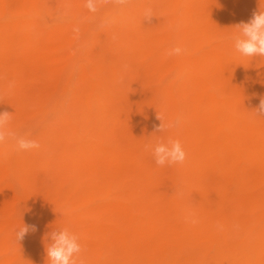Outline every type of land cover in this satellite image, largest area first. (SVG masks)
Returning a JSON list of instances; mask_svg holds the SVG:
<instances>
[{
  "label": "bare ground",
  "instance_id": "obj_1",
  "mask_svg": "<svg viewBox=\"0 0 264 264\" xmlns=\"http://www.w3.org/2000/svg\"><path fill=\"white\" fill-rule=\"evenodd\" d=\"M86 3L0 0V113L40 145L0 144V264L65 227L85 264H264V57L229 39L264 0ZM168 137L187 159L160 167Z\"/></svg>",
  "mask_w": 264,
  "mask_h": 264
},
{
  "label": "clouds",
  "instance_id": "obj_2",
  "mask_svg": "<svg viewBox=\"0 0 264 264\" xmlns=\"http://www.w3.org/2000/svg\"><path fill=\"white\" fill-rule=\"evenodd\" d=\"M98 0H87L86 7L91 11H96ZM118 3L125 4L126 0H118ZM151 8L145 9L144 20H150L153 17ZM238 31L231 34L229 39L233 42L234 49L245 57H264V9L255 12L248 22H242L236 26ZM184 49L175 45L171 47L167 55H180ZM258 116H264V98L260 100ZM162 123L159 125L158 132H164L167 128L174 127L178 122H169L167 125L163 119L158 117ZM11 121L9 112L0 113V144L9 138L15 139L16 149L18 151H31L40 148L36 140L25 137H16L8 130ZM145 149L150 151L154 157L156 165L160 167L182 164L187 159V153L179 139L168 137L166 140H160L155 145L147 144ZM195 223L196 221H192ZM35 231V225H25L15 229V239L18 242L22 240L29 231ZM49 243L46 246V255L48 264H85L82 256V245L77 233L69 228L51 230L47 234Z\"/></svg>",
  "mask_w": 264,
  "mask_h": 264
},
{
  "label": "rangeland",
  "instance_id": "obj_3",
  "mask_svg": "<svg viewBox=\"0 0 264 264\" xmlns=\"http://www.w3.org/2000/svg\"><path fill=\"white\" fill-rule=\"evenodd\" d=\"M17 213H19V214L24 213L23 206L20 203L17 204Z\"/></svg>",
  "mask_w": 264,
  "mask_h": 264
}]
</instances>
